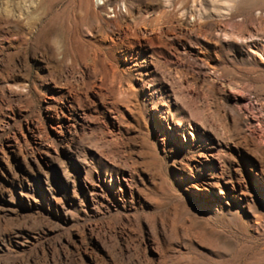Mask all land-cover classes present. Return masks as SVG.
<instances>
[{"label":"rangeland","instance_id":"obj_1","mask_svg":"<svg viewBox=\"0 0 264 264\" xmlns=\"http://www.w3.org/2000/svg\"><path fill=\"white\" fill-rule=\"evenodd\" d=\"M0 264H264V0H0Z\"/></svg>","mask_w":264,"mask_h":264},{"label":"clouds","instance_id":"obj_2","mask_svg":"<svg viewBox=\"0 0 264 264\" xmlns=\"http://www.w3.org/2000/svg\"><path fill=\"white\" fill-rule=\"evenodd\" d=\"M53 45H54V47H57L58 54H59V48H58V46L56 45V42H55V40L53 41ZM58 58H59V55H58Z\"/></svg>","mask_w":264,"mask_h":264},{"label":"bare ground","instance_id":"obj_3","mask_svg":"<svg viewBox=\"0 0 264 264\" xmlns=\"http://www.w3.org/2000/svg\"><path fill=\"white\" fill-rule=\"evenodd\" d=\"M148 39V38H147Z\"/></svg>","mask_w":264,"mask_h":264}]
</instances>
